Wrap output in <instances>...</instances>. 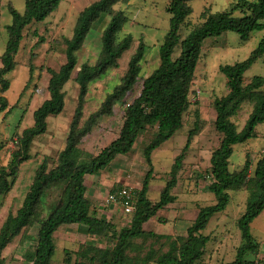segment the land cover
Listing matches in <instances>:
<instances>
[{
  "label": "trees",
  "instance_id": "obj_1",
  "mask_svg": "<svg viewBox=\"0 0 264 264\" xmlns=\"http://www.w3.org/2000/svg\"><path fill=\"white\" fill-rule=\"evenodd\" d=\"M64 0H24V11L19 13L10 4L8 13L11 24L5 26L7 41L0 55V114L5 116L16 105L10 106L4 96L10 87L7 75L16 67L15 55L19 52L26 32L43 23ZM194 0H170L166 11L169 14V30L159 48V63L145 78L141 79L138 96L123 104L124 118L118 137L93 155L79 148L82 140L91 133L98 120L111 116L116 103L122 102L130 93L142 71L145 44L142 37L127 69L96 111L83 120V110L88 94V85L100 79L108 70L116 68L118 60L133 41L131 35L121 37L126 17L117 5H126L130 0H96L78 14L70 38L62 45L65 62L57 69L47 68L49 75L48 99L32 112V123L26 128L16 127L14 144L6 165L0 162V195H7L15 185L19 167L31 160L35 139L47 131V118L60 115L65 106V85L74 75L78 87L77 103L68 126L65 146L55 157L44 156L35 170L34 178L15 214L9 213L0 227V264L3 252L15 238L25 237V231L37 221L51 189H58L54 202L45 219L40 220L33 251L26 252L24 260L30 264H51L55 253L54 234L64 226L82 225L90 238L104 241L105 246L95 243H71L63 249L61 264H204L210 236L204 235L210 219L223 212L230 202L229 192L246 191L252 200H247L243 213L235 225L240 233L235 258L227 264H259L257 257L260 244L251 234V224L264 210V153L256 161L251 173V163L246 158L235 172L229 170V158L236 144H245L256 136V127L264 124V77H252L247 83L245 73L264 57V36L249 56L240 62L219 67L226 79V95L215 98L214 126L220 135L218 146L212 151L209 167L205 173L203 190L214 196L213 205L199 207L198 214L182 234H159L147 231L143 225L156 218L160 210L174 203L172 190L177 184L185 153L191 141L200 131L199 111H193V127L181 153L175 158L169 171V179L160 192L158 201L148 196V182L152 175V152L182 129L183 118L195 95L192 86L195 71L204 42L224 32H233L240 41L246 42L254 32L264 31V0H237L228 8L211 12L205 8L199 22H192L191 2ZM106 21L100 33V51L94 64L78 65V54L95 25ZM187 33L181 36L182 31ZM35 33V32H33ZM38 42V41H37ZM36 42V43H37ZM32 69H29L31 79ZM249 105L250 113L241 130L232 121L243 105ZM197 105V103H196ZM147 129L152 136L143 147L142 155L149 166L141 188L135 191L134 213L129 215L128 225L119 227L98 216L86 197L85 177L97 175L118 157L131 152L137 138ZM0 141V151L3 149Z\"/></svg>",
  "mask_w": 264,
  "mask_h": 264
},
{
  "label": "rangeland",
  "instance_id": "obj_2",
  "mask_svg": "<svg viewBox=\"0 0 264 264\" xmlns=\"http://www.w3.org/2000/svg\"><path fill=\"white\" fill-rule=\"evenodd\" d=\"M94 1L96 0H64L43 23H39L35 29L32 27L26 32L21 48L15 55L16 67L7 75L10 87L4 96L16 107L5 118L3 114H0V141L4 146L0 151L2 165H6L9 161L10 151L14 144L13 133L16 127L26 128L31 125L32 112L45 99H48L49 75L47 68L57 70L65 62L62 40L71 37L79 12ZM169 1L130 0L126 5L114 7V9L122 10L126 17L121 37L131 35L133 41L130 48L118 60L116 68L108 70L100 79L88 85L83 120L96 111L104 97L119 84L141 37L146 46L142 71L132 91L126 95L122 102L116 103L113 114L100 118L91 133L82 140L79 148L83 151L97 155L118 137L124 118L125 105L123 103H131L138 96L141 89V79L147 77L159 63V48L169 30L170 16L166 11ZM235 1L237 0H194L191 2L193 11L191 21L199 22V16L205 8H209L211 12L221 11ZM8 4L19 13L24 11V0H0V55L4 53L7 41L5 26L11 24L12 21L7 10ZM105 23L104 20L94 26L78 54V65L84 62L90 64L96 62L100 51V33ZM186 33V30L182 31L181 36L184 37ZM263 36L264 31L254 32L248 41L242 43L236 33L224 32L204 42L192 86V91L195 93L199 91V99L195 97L196 101L191 103L189 110L184 115L182 129L152 152L151 166L153 171L148 182V196L153 202L159 200L160 192L169 179L171 166L186 144L188 131L193 127V111L195 109L199 111L200 131L193 137L189 149L185 153L177 184L172 190L176 200L165 209L158 211L156 218L146 222L143 225L145 230H152L159 234H182L196 218L199 207L215 203L214 196L206 193L203 187L206 185L205 173L210 165L211 153L218 146L220 139V135L214 126L216 115L211 104L215 98H220L227 93L226 79L219 71V67L245 60ZM29 69H32L31 79ZM255 76L264 77V57L249 68L245 73L244 81L247 83ZM73 78L74 75L64 87L66 95L63 112L58 116L47 118L46 133L33 142L31 151L34 157L31 161L20 165L18 177L12 190L7 195H0V220L3 219L4 212L5 215L15 214L21 206L34 178L35 170L42 163L43 157L53 158L65 146L68 126L73 116L78 95V87ZM192 100L193 96L190 98V102ZM250 110L249 105L245 104L232 118L238 131L242 129ZM152 132V130L147 129L141 133L130 153L116 158L108 168L103 170L101 175L104 181H102L103 187L100 191V197H92L93 188L89 187L87 198L99 217L105 209L109 210L108 207L102 206L107 193H114L123 186H128L134 192L141 188L143 179L149 170L142 151L144 145L150 140ZM263 153L264 124H261L256 127L254 138L245 144L233 146V152L229 158V170L231 172L238 171L248 158L252 173L256 161ZM58 194V189L53 190L52 195L47 198V202L42 207V211L49 210L50 205L47 203L50 200L53 203L56 202ZM229 195L230 202L226 209L214 215L203 231L204 235H209L211 238L207 246L204 264H227L235 258L236 247L240 242V233L235 222L243 213L246 201L252 200L254 197L246 191L229 192ZM46 206L48 207L46 208ZM101 209L103 211L99 212L98 210ZM42 211L39 212L37 221L26 229L25 237L15 238L4 250L3 264H29L23 256L26 252L33 251L35 247L39 222L45 215ZM174 216L178 218L175 228L170 223L166 224ZM108 220L122 227L128 225L130 216L123 215L118 206L117 213L112 214ZM116 220L117 222H115ZM251 234L260 244L257 263L264 264V210L252 222ZM56 236L54 239L56 249L51 264H61L64 257L63 249L70 248L71 243H80V240L79 242L65 240L68 237L60 233ZM85 241V243H95L99 247L105 246L104 241H97L93 238Z\"/></svg>",
  "mask_w": 264,
  "mask_h": 264
},
{
  "label": "crops",
  "instance_id": "obj_3",
  "mask_svg": "<svg viewBox=\"0 0 264 264\" xmlns=\"http://www.w3.org/2000/svg\"><path fill=\"white\" fill-rule=\"evenodd\" d=\"M0 67H1V65H0ZM8 103H9L10 106H12V104L9 101H8ZM102 172H100L97 175H87L85 177L86 197H88L87 195H88L89 187L90 188H93L92 189V192H91L92 197H97V196L100 197L101 196L100 191L102 190V187H103V182L102 181H104V180H102V179H104L102 177V175H101ZM88 183H90V185H87ZM53 190H55V189H51L49 191L48 195L45 198V203L47 202V198H49L52 195ZM107 195H108V193H107ZM107 195H106V198H107ZM47 204L50 205V208L48 206H46V208L48 207L49 210H47L45 212L42 211V212H44L45 215H44V217L41 220H43V219L46 218V216L48 215V213H49V211H50V209H51V207L53 206L54 203H53V201L50 200ZM102 206L104 208H107V207L109 208V210L108 209H105L104 211H103V209L98 210L99 212L103 211L101 213V216L100 217L103 218V219H105V220H107V221H109L108 219L111 218L112 214L117 213V211H118V206L117 205H114V204H106L105 201H104V204H102ZM6 216L7 215H5V212H4L3 219L0 220V227H1L4 219L6 218ZM177 221H178V218L176 216H174V218L172 220H168V222L166 224H169L170 223V224L174 225L173 228H175L176 227L175 225L177 224ZM115 222H117V220ZM147 231H152V230H147ZM59 233L67 236L68 238H66L65 240H69L71 242L72 241L73 242H79V240H80V243H85L86 242L85 240H89L90 239V237L88 236V234L86 232V227H84L82 225H69V226H64L63 228H60L54 234V237H57L56 235L59 234Z\"/></svg>",
  "mask_w": 264,
  "mask_h": 264
},
{
  "label": "built area",
  "instance_id": "obj_4",
  "mask_svg": "<svg viewBox=\"0 0 264 264\" xmlns=\"http://www.w3.org/2000/svg\"><path fill=\"white\" fill-rule=\"evenodd\" d=\"M199 91L193 96L191 103L199 99ZM196 97V98H195ZM195 98V99H194ZM106 204H114L120 207L122 214L129 216L134 213L136 205V197L133 189L128 186L119 188L116 192L108 194Z\"/></svg>",
  "mask_w": 264,
  "mask_h": 264
}]
</instances>
